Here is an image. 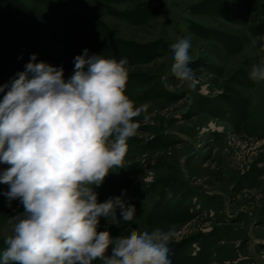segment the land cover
Returning <instances> with one entry per match:
<instances>
[{
	"label": "rangeland",
	"instance_id": "rangeland-1",
	"mask_svg": "<svg viewBox=\"0 0 264 264\" xmlns=\"http://www.w3.org/2000/svg\"><path fill=\"white\" fill-rule=\"evenodd\" d=\"M11 3L39 15L34 0ZM3 8L32 31L19 13ZM49 14L59 30L74 18L89 34L109 30L128 55L139 54L130 45H167L147 62L126 65V95L148 108L136 118L139 128L127 141L123 169H113L95 191L101 203L124 193L136 216L123 221L117 209L121 223L101 217L98 230L116 238L132 229L174 228L172 264H264V82L249 75L264 59V39H256L264 37V0H101L96 6L92 0H60ZM181 37L192 45L194 90L170 71L168 45ZM112 52L108 48L104 57ZM5 94L0 92V101ZM8 167L0 164V172ZM9 190L0 183V253L12 234L9 219L25 212L19 199L4 195Z\"/></svg>",
	"mask_w": 264,
	"mask_h": 264
},
{
	"label": "clouds",
	"instance_id": "clouds-1",
	"mask_svg": "<svg viewBox=\"0 0 264 264\" xmlns=\"http://www.w3.org/2000/svg\"><path fill=\"white\" fill-rule=\"evenodd\" d=\"M191 47L187 37L170 45V71L194 90ZM35 60L33 54L18 78L0 86V92L8 88L0 101V164L9 166L0 183L10 185L8 200L19 199L25 209L9 219L12 234L0 264H172L174 228L132 229L116 238L98 230L101 217L121 223L117 209L123 221L136 216L124 193L101 203L95 191L113 169H123L127 141L139 128L136 118L148 108L126 95L127 58L85 49L67 81L62 67ZM249 75L264 82V59Z\"/></svg>",
	"mask_w": 264,
	"mask_h": 264
},
{
	"label": "trees",
	"instance_id": "trees-1",
	"mask_svg": "<svg viewBox=\"0 0 264 264\" xmlns=\"http://www.w3.org/2000/svg\"><path fill=\"white\" fill-rule=\"evenodd\" d=\"M11 1L15 0L0 1V85L2 86L10 85L14 79L18 78V73L25 71L26 64L31 60L26 59L29 54L36 55L35 63L44 62L53 67H62L64 69V79L67 81L74 74L75 57L83 54L85 49L89 51V55L104 56L109 48L113 51L111 54L113 59L119 60L128 57V64L147 62L149 59L157 57V52L160 54L161 50L165 49L166 43L163 41H158L152 44L151 47L130 45V50L139 51V54L129 52L128 55L121 40L112 39L110 35L108 36L109 30H103L100 34H89L76 18H74L69 28L59 30L50 21L49 11L55 9L60 0H34L37 6L40 7L39 15L36 18L26 15L23 9H16ZM92 1L96 6L101 0ZM115 1L118 2V0ZM3 5L9 6L16 13H19L29 24L32 31L28 33L24 31L25 29L14 19H11L10 14L4 10ZM106 7L111 13H114L110 6ZM120 15L128 17L126 14ZM148 17V14L144 13L141 19L147 20ZM109 37H111L110 42L107 41ZM101 38H104L105 41L100 42ZM108 45L110 47L107 48ZM4 91L7 92L8 88H5Z\"/></svg>",
	"mask_w": 264,
	"mask_h": 264
}]
</instances>
